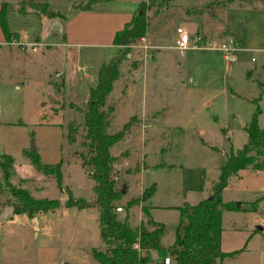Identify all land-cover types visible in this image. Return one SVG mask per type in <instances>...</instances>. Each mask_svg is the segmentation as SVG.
<instances>
[{
  "label": "rangeland",
  "instance_id": "374dc122",
  "mask_svg": "<svg viewBox=\"0 0 264 264\" xmlns=\"http://www.w3.org/2000/svg\"><path fill=\"white\" fill-rule=\"evenodd\" d=\"M87 1L0 0V6L7 3L9 28L20 34L18 43H0V159L13 158L12 185L36 198L60 202L57 209L33 217L15 212L0 218V264H99L93 251L109 249L101 234L99 209L66 206L69 191L76 198L96 199L94 168L84 163L82 155L86 159L90 155L84 115L98 72L81 81L89 55L79 62L76 48L64 46L62 35H53L52 19L76 18L80 10L76 5ZM262 2L144 0L140 4L147 13L146 43L159 39L161 47L146 49L143 38L132 45L107 99L115 107L107 131L125 132L110 149L116 158L117 188L125 189L116 202L122 208L119 218L128 217L136 227L147 220L144 209L153 208V217L164 224V248L175 241L178 207L210 197L226 152L248 141L247 127L260 95L258 124L264 128ZM104 5L113 10L132 7L131 2L105 1L97 9ZM45 8L59 16L48 17ZM184 26L190 37L201 40L180 52L174 48L175 36ZM226 28L236 41L243 39L242 49L233 44L232 62L223 58L220 49ZM34 44L37 51L32 50ZM113 53L103 49L91 65L99 67ZM146 115L140 124L139 116ZM33 145L43 164L61 162V185L53 175L36 169L28 157ZM263 159L264 153L258 160ZM154 186L150 199L127 208L129 200L141 199ZM223 200L239 202L240 208L222 213V250L242 251L218 264H264V230L257 231V226L264 227V168L250 166L232 176ZM16 201L0 168V215ZM150 254L152 260L166 264L157 251Z\"/></svg>",
  "mask_w": 264,
  "mask_h": 264
},
{
  "label": "trees",
  "instance_id": "16d2710c",
  "mask_svg": "<svg viewBox=\"0 0 264 264\" xmlns=\"http://www.w3.org/2000/svg\"><path fill=\"white\" fill-rule=\"evenodd\" d=\"M107 0H88L87 5H76L82 10H90L94 3ZM233 2L235 0H226ZM39 5V4H38ZM47 6V5H46ZM43 13L50 18L59 16L56 12L44 9ZM147 13L145 7L138 9L126 26L119 30L114 37V53L110 59L103 63L98 70V80L90 89V100L84 115V124L87 130L85 144L89 148V158L82 155L85 164L94 168L92 174L95 180L94 190L96 199L88 201L85 198H76L71 191L66 201L67 207L79 209H99L101 234L108 251L94 250L93 256L99 264H162L161 261L152 260L151 251L155 250L161 259L171 257L174 264H218L226 258H233L242 250L224 252L222 250V213L224 210H237V204L224 202L223 191L228 186L232 176L242 170L252 167L253 170L264 168V159L258 160L264 153V128L258 124L261 112L259 101L256 99V112L251 124L247 127L248 141L242 148H231L226 152L217 181L213 184L210 197L197 204L185 203L178 207L180 223L176 238L167 248L161 246L164 224L155 221L150 211L144 209L147 215L146 222L133 227L128 217L121 219L116 204L123 197V190L117 188L113 177V165L116 158L111 154V147L124 138V130L111 134L107 131L110 119L115 110L113 105L107 104L108 96L114 88V82L120 76V65L131 51L135 42L145 37L147 32ZM0 26L5 39L10 42L18 38V34L10 30L7 16V3L0 9ZM129 124L126 125V129ZM70 138L75 140L74 128H70ZM36 169L45 176L53 175L58 184H62V164H43L37 152L28 155ZM13 158L5 155L0 159V168L4 172L7 191L17 201L13 204L16 213H24L30 217L41 211L55 210L60 206L57 199L36 198L26 189L16 187L9 181ZM156 188L146 189L142 198L132 199L126 203L127 208L138 204L140 200H148ZM184 225V227H183ZM183 227V229H181ZM183 230V231H182ZM257 231L259 229L257 228ZM138 244L139 248L135 247Z\"/></svg>",
  "mask_w": 264,
  "mask_h": 264
},
{
  "label": "crops",
  "instance_id": "0c3cea01",
  "mask_svg": "<svg viewBox=\"0 0 264 264\" xmlns=\"http://www.w3.org/2000/svg\"><path fill=\"white\" fill-rule=\"evenodd\" d=\"M119 1V3H126V2H131L132 7H129L127 9H119V10H113V9H108V7H102L97 9L99 3L105 2V1H99L95 5H92L90 10H79L78 15L74 19H69L67 16L64 17L63 19H52V20H57L60 23V30H57L53 24L52 26V31L53 35H62L63 37V45L69 48H76L75 49V54L77 56V59L79 58V62L85 61V55H89L87 57L88 61L90 64L84 66L85 73L81 76V81H87L89 78L93 79V75L96 76L99 68L101 65L107 61H104L101 65L96 66L91 65L93 62L96 63L100 58L97 56L98 54H102L103 49H111L112 51L114 50V45H113V40L115 37V34L123 29L126 24L132 19V17L136 14L138 9L140 8V4L144 0H107L106 2H116ZM244 1L246 2H251L252 0H235L233 2H239L243 3ZM264 1V0H263ZM134 4V6H133ZM262 6L264 7V2H262ZM1 9V6H0ZM56 12V11H54ZM26 15H36V14H26ZM63 15V14H62ZM37 16V15H36ZM51 20V19H50ZM11 31L16 32L18 34V38L13 39L9 43H18L20 41V34L17 31H14L10 28ZM175 45L174 48L177 49V41L180 39V36L177 34L175 36ZM40 37L37 36V40H39ZM144 42H145V48L148 49L150 47H156L160 48L161 45H159V39H155L154 41L151 40L152 42L146 43L149 41L148 34L143 37ZM8 43L6 41L5 36L3 34V31L0 26V43ZM191 42H198L197 38L190 37L189 44ZM231 44H237L240 47L239 49H242V42L243 39H239L236 41L234 39L229 31V28H226V35H225V43ZM22 46V44H19ZM37 51V45H33ZM88 48L90 49L89 51L84 52V49ZM74 51V50H73ZM99 55V56H100ZM98 57V59H97ZM146 57L143 58L142 64L146 63L145 60ZM82 60V61H81ZM86 69L88 72H86ZM89 73V74H88ZM117 109V108H116ZM117 111V110H116ZM154 116V114L152 115ZM147 115L145 118L142 116H139V121L140 124H142L143 119H146ZM225 128H222L224 130ZM226 131V130H225ZM153 208L150 209V214L151 217L156 220L153 215H152ZM262 226V225H261ZM264 230V227H262ZM163 247V246H162Z\"/></svg>",
  "mask_w": 264,
  "mask_h": 264
},
{
  "label": "built area",
  "instance_id": "2783aa9c",
  "mask_svg": "<svg viewBox=\"0 0 264 264\" xmlns=\"http://www.w3.org/2000/svg\"><path fill=\"white\" fill-rule=\"evenodd\" d=\"M197 40H201V37H197ZM189 41H190V34L188 30L186 29L185 26L181 27L180 39L177 41V50H180V52H184V50L189 46ZM220 49L224 52L223 58L227 62H232L234 60V55H233L234 47L231 44V42L223 43ZM32 50H36V48L33 46ZM117 210L121 211L122 208L118 207ZM135 247L139 248V245L136 244ZM165 262L166 264L170 263L169 257L165 259Z\"/></svg>",
  "mask_w": 264,
  "mask_h": 264
},
{
  "label": "water",
  "instance_id": "95a60500",
  "mask_svg": "<svg viewBox=\"0 0 264 264\" xmlns=\"http://www.w3.org/2000/svg\"><path fill=\"white\" fill-rule=\"evenodd\" d=\"M53 24H54V26H55V28H56L57 30H60V23H59L57 20H54V21H53ZM54 102H55V101H54ZM35 149H36V148H35V146L33 145V146H32V151H35ZM2 154H3V153H2ZM123 193H125V189H124V188H123ZM7 202L10 203V199H8ZM237 207L240 208V203H239V202L237 203ZM14 213H15V208H14V206H13V205H8V206L5 207V209H4L3 212L1 213L0 218H1V219H4V218H7V217H9V216H13ZM35 220H36V219H35ZM257 228H258L259 230H262V229H263L262 226H257Z\"/></svg>",
  "mask_w": 264,
  "mask_h": 264
}]
</instances>
